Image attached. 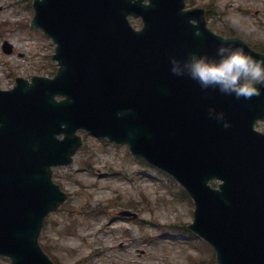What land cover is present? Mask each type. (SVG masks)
<instances>
[{
  "label": "water",
  "instance_id": "95a60500",
  "mask_svg": "<svg viewBox=\"0 0 264 264\" xmlns=\"http://www.w3.org/2000/svg\"><path fill=\"white\" fill-rule=\"evenodd\" d=\"M183 7L35 0L32 22L56 42L59 67L53 78H17L0 89V255L10 264H53L38 243L45 216L66 199L51 167L71 162L80 128L126 142L180 181L195 204L189 227L211 243L218 264H264V135L252 128L264 116V91L237 98L202 89L173 74L169 60L214 55L221 42L264 54L214 34L201 9ZM128 14L141 17V29ZM213 178L222 180L218 189Z\"/></svg>",
  "mask_w": 264,
  "mask_h": 264
},
{
  "label": "rangeland",
  "instance_id": "374dc122",
  "mask_svg": "<svg viewBox=\"0 0 264 264\" xmlns=\"http://www.w3.org/2000/svg\"><path fill=\"white\" fill-rule=\"evenodd\" d=\"M188 1L205 8L214 31L230 30L252 46H264V0ZM32 15L31 0H0V88H10L16 76L55 72L54 44L29 25ZM130 21L140 26L138 18ZM4 41L11 52L2 50ZM257 128L264 130V124ZM82 136L72 163L54 167V180L68 198L47 216L40 243L55 264H216L209 246L201 256L183 232L174 237L157 231L155 225L169 233L192 221V202L176 200L170 191L178 193V185L138 161L125 144ZM0 264L9 261L0 257Z\"/></svg>",
  "mask_w": 264,
  "mask_h": 264
},
{
  "label": "clouds",
  "instance_id": "9594fccd",
  "mask_svg": "<svg viewBox=\"0 0 264 264\" xmlns=\"http://www.w3.org/2000/svg\"><path fill=\"white\" fill-rule=\"evenodd\" d=\"M170 71L177 76L187 75L202 89L215 88L237 98H251L264 91V56H253L242 47L221 42L214 55L192 51L183 58L169 55ZM224 113H217L223 118ZM229 127V121L223 120Z\"/></svg>",
  "mask_w": 264,
  "mask_h": 264
}]
</instances>
